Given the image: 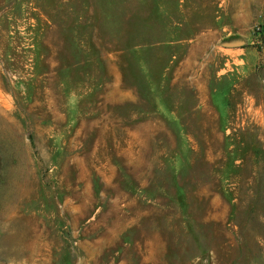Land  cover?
Masks as SVG:
<instances>
[{"label":"rangeland","instance_id":"rangeland-1","mask_svg":"<svg viewBox=\"0 0 264 264\" xmlns=\"http://www.w3.org/2000/svg\"><path fill=\"white\" fill-rule=\"evenodd\" d=\"M0 264H264V0H0Z\"/></svg>","mask_w":264,"mask_h":264}]
</instances>
